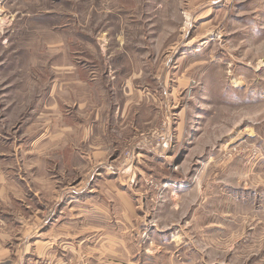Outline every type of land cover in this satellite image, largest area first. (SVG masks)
I'll return each instance as SVG.
<instances>
[{
  "label": "rangeland",
  "instance_id": "rangeland-1",
  "mask_svg": "<svg viewBox=\"0 0 264 264\" xmlns=\"http://www.w3.org/2000/svg\"><path fill=\"white\" fill-rule=\"evenodd\" d=\"M100 163L76 264H264V0H0L13 245Z\"/></svg>",
  "mask_w": 264,
  "mask_h": 264
},
{
  "label": "crops",
  "instance_id": "crops-1",
  "mask_svg": "<svg viewBox=\"0 0 264 264\" xmlns=\"http://www.w3.org/2000/svg\"><path fill=\"white\" fill-rule=\"evenodd\" d=\"M87 81L90 85L94 86L91 81L88 79ZM104 81L107 82V79ZM95 86L99 91H101V89L104 91L101 83H99V85L97 83ZM115 86L116 84H112L111 87L114 88ZM130 102L131 101L126 102V104H130ZM114 107L117 109L116 104L113 105L112 109ZM69 130H71V128H69ZM60 136L59 139L63 137V135ZM83 136H85L84 138H88L86 135ZM84 155L85 157H81V161L83 164H87L90 159H87L88 155L86 153H84ZM71 163L72 162L69 161V163L65 165L68 171ZM105 168L104 163H100V165H96L95 167L91 166V176L89 180L85 181L80 187H77V185L81 184V182H78V184L75 182L71 184L69 182L68 184L60 186V196L56 198L58 200L55 201L52 210L45 211V206L40 205L43 210L38 211L36 215L39 221L38 229H35V232L34 230H25L24 235L19 237L20 242L16 246H14L12 242L18 240L17 237H13L12 235V231L14 230L13 222L14 220H24V217L19 213H16L18 217H11L13 213H7L5 209L0 208V264H22L25 257H31V250L35 251L38 257L43 256L50 258L55 264H76L78 260H82L79 259V253L80 255L82 254V249L80 250V248L82 244L87 243V240L84 239L86 235L84 237H78L77 211L75 208H77L82 201H91L93 198L97 197V191L94 192L93 187L96 186V183L106 185L107 182L100 177L102 176V172L109 174V171ZM73 170L74 169H71V171ZM65 171L66 170H64L63 173H65ZM94 172L98 174L96 175ZM21 187H27L23 180L21 181ZM2 192L3 190L0 189V193ZM12 199L16 200L14 197L1 195L0 203H6L5 205H7L12 202ZM36 199L38 200L37 204L44 203L42 197L36 196ZM84 208H86V206H84ZM29 215L32 217L33 214ZM16 222L17 221H15V223ZM90 242H92V240ZM18 248H20V251Z\"/></svg>",
  "mask_w": 264,
  "mask_h": 264
}]
</instances>
